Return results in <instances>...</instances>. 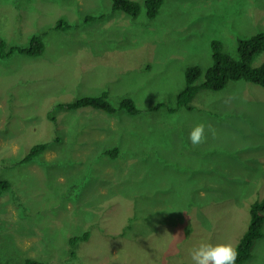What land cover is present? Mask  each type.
<instances>
[{"label":"rangeland","instance_id":"1","mask_svg":"<svg viewBox=\"0 0 264 264\" xmlns=\"http://www.w3.org/2000/svg\"><path fill=\"white\" fill-rule=\"evenodd\" d=\"M136 1L137 17L113 0H0V38L27 46L48 32L44 54L0 59V177L12 183L0 264H193L200 243L236 247L247 230L264 196V87L203 89L192 109L177 97L189 66L204 81L214 40L238 57L239 40L264 31V0H165L154 19ZM60 19L72 28L55 29ZM104 91L114 113L62 105ZM125 97L140 113L119 109ZM198 123L206 140L193 146ZM85 232L74 256L70 238ZM245 264H264V237Z\"/></svg>","mask_w":264,"mask_h":264},{"label":"trees","instance_id":"2","mask_svg":"<svg viewBox=\"0 0 264 264\" xmlns=\"http://www.w3.org/2000/svg\"><path fill=\"white\" fill-rule=\"evenodd\" d=\"M165 0H146L147 16L151 19L156 18ZM113 9L124 11L134 17L141 14L142 5L136 0H113ZM94 18V16H91ZM55 29L67 30L72 28L70 22L60 19L54 27ZM48 32L35 34L32 36L29 45H12L5 39L0 38V59L6 60L16 53L40 56L46 50L44 36ZM213 65L207 69L204 81H200L203 70L199 65L189 66L186 70V84L178 93V108L185 106L188 109L194 108L192 102L203 89L222 90L231 81L247 80L264 87V63L260 66L255 64L258 55L264 51V31H260L248 38L240 39L238 43V57L231 55L224 49L220 40L212 42ZM68 108H78L92 106L103 109L108 113H114L117 109L109 102L108 92L104 91L100 95H85L69 103H62ZM161 103L152 106L153 109L160 108ZM119 109H124L130 114L140 113L133 98L125 97L119 103ZM53 140L43 141L33 145L26 155L15 164H25L34 161L43 154L52 144ZM119 148L105 150L106 154H111L113 158L118 156ZM12 183L8 178L0 177V198L6 190L11 189ZM250 223L247 230L239 239L236 246L237 259L235 264H245L254 252L255 244L264 237V196L255 201L250 206ZM90 232L82 235H74L70 238V249L72 254L77 256V247L82 240H87ZM70 255V254H69ZM24 264H45L44 261L36 258H27Z\"/></svg>","mask_w":264,"mask_h":264},{"label":"clouds","instance_id":"3","mask_svg":"<svg viewBox=\"0 0 264 264\" xmlns=\"http://www.w3.org/2000/svg\"><path fill=\"white\" fill-rule=\"evenodd\" d=\"M205 124L198 123L189 132L188 139L193 146H197L206 140ZM237 250L231 241L212 243H200L190 251L193 264H235Z\"/></svg>","mask_w":264,"mask_h":264},{"label":"crops","instance_id":"4","mask_svg":"<svg viewBox=\"0 0 264 264\" xmlns=\"http://www.w3.org/2000/svg\"><path fill=\"white\" fill-rule=\"evenodd\" d=\"M219 171H223V170H219ZM204 178H208V175H206Z\"/></svg>","mask_w":264,"mask_h":264}]
</instances>
